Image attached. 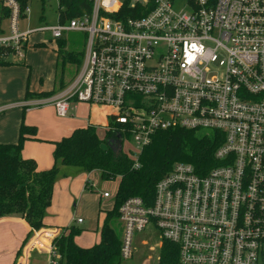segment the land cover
Returning a JSON list of instances; mask_svg holds the SVG:
<instances>
[{
    "label": "built area",
    "instance_id": "1",
    "mask_svg": "<svg viewBox=\"0 0 264 264\" xmlns=\"http://www.w3.org/2000/svg\"><path fill=\"white\" fill-rule=\"evenodd\" d=\"M84 1L70 17L59 0L56 24L23 29L28 2L0 0V60L22 57L33 33L86 32L77 78L47 101L59 116L75 102L106 108V131L119 126L107 141L133 167L156 131L222 133L205 173L176 161L149 204L136 195L120 203L121 258L152 227L177 245L179 264H264V0H180L177 9V0ZM45 235L47 264H59L58 229Z\"/></svg>",
    "mask_w": 264,
    "mask_h": 264
},
{
    "label": "trees",
    "instance_id": "2",
    "mask_svg": "<svg viewBox=\"0 0 264 264\" xmlns=\"http://www.w3.org/2000/svg\"><path fill=\"white\" fill-rule=\"evenodd\" d=\"M22 5L27 0H21ZM67 8V15L79 14L78 7L86 6L84 0H60ZM58 44L63 45L59 38ZM67 59L75 61L72 53ZM12 61L0 60V64ZM66 85L59 81L58 88L37 93L52 96ZM32 95L27 91V96ZM119 126H109L105 138L115 139ZM36 128L22 122L18 139L12 143H0V217L16 215L30 226L29 235L44 226L46 208L53 196V187L61 166L76 167L88 172L97 170L102 179L117 178L113 206L104 214L98 230V241L88 247L79 246L74 238L82 229L70 225L68 232L57 236L54 244L61 258L59 264H121L120 245L122 227L118 221L117 209L128 196L141 197L146 204L151 202L156 181L176 161L189 163L194 171L202 174L218 162L213 156L215 148L222 141V133L212 130L170 128L156 131L148 144L141 147L137 156L138 166L133 167L116 145L106 148L100 144L93 125L74 129L68 136L54 142V163L44 170L37 169L32 159L21 155L26 134L34 135ZM177 245L161 239L157 264H179Z\"/></svg>",
    "mask_w": 264,
    "mask_h": 264
},
{
    "label": "rangeland",
    "instance_id": "3",
    "mask_svg": "<svg viewBox=\"0 0 264 264\" xmlns=\"http://www.w3.org/2000/svg\"><path fill=\"white\" fill-rule=\"evenodd\" d=\"M27 2L29 12L20 18L21 28L35 29L44 25L56 24L59 0H27ZM181 5V1L177 0L174 7L177 9ZM62 39L63 45L61 46L58 44V40L53 39L48 32L33 33L28 39L29 46L27 48L33 45V50H39V53H33L34 75L41 76L47 87L51 86L52 81H55L57 85L60 80L66 82L65 86H69L77 78L83 63V54L86 51V32L81 30L66 31ZM68 53H72L76 60H68L66 57ZM85 111L86 108L80 106L77 113ZM61 122L52 121L48 124L61 126ZM97 136L104 148L117 145L112 141L109 143L102 140L100 133ZM131 146H133V142L130 138H127L122 144L123 149H130ZM61 169L54 183L56 185L54 196L45 210L44 221L60 227L58 236L68 232L66 227L77 226L82 231L75 240L81 244L89 243L97 238L104 214L113 206L117 178L102 179L97 170L84 172L76 167H69L66 169L67 173L63 175L65 168ZM79 177L78 182L76 179ZM67 179L68 184L63 187L62 182ZM85 183H87L86 188H84ZM102 192H106L108 196L103 197ZM77 217L82 218L83 223L73 221V218ZM160 244L161 239H159L157 231L152 227H146L133 235L130 256L122 259L121 264H157ZM37 259L43 262L48 257L38 255Z\"/></svg>",
    "mask_w": 264,
    "mask_h": 264
},
{
    "label": "crops",
    "instance_id": "4",
    "mask_svg": "<svg viewBox=\"0 0 264 264\" xmlns=\"http://www.w3.org/2000/svg\"><path fill=\"white\" fill-rule=\"evenodd\" d=\"M28 46L27 44L24 49V57H13L11 58L13 63L0 64V143L17 141L23 117V123L35 127L36 132L34 135L26 134L21 155L34 160L37 169L44 170L54 163V142L63 136H68L74 129L93 125L96 135L100 133L102 137L108 127L105 126L108 121V110L86 102H75L71 103L66 115L56 114L54 106L47 101L50 96L35 94L58 88L59 83L56 85L55 81H52L51 86L47 87L41 76L34 75L33 53H39V50H33V45L27 48ZM27 91L32 95L27 96ZM80 106L86 108L84 113H77ZM52 121H62L61 126H50L48 123ZM61 168H65L63 174L65 175L69 167L61 166ZM68 179L62 182L63 187L68 184ZM79 180L80 177L76 179L78 182ZM86 185L87 183L84 184V188ZM55 187L54 184L53 196ZM75 220L76 218H73V221ZM83 221L82 219L80 223ZM54 228L59 229L60 227L44 221L42 228L29 235L30 226L23 218L16 215L0 217V264H47V259L40 262L37 256L48 257L43 247L48 239L45 234ZM78 236L79 234L75 238ZM37 239L42 241L43 245L36 244L33 247V242ZM97 241L98 235L96 239L86 244L75 240L81 247H88Z\"/></svg>",
    "mask_w": 264,
    "mask_h": 264
},
{
    "label": "water",
    "instance_id": "5",
    "mask_svg": "<svg viewBox=\"0 0 264 264\" xmlns=\"http://www.w3.org/2000/svg\"><path fill=\"white\" fill-rule=\"evenodd\" d=\"M116 136H118V134L116 135ZM112 145V144H111ZM113 146V145H112ZM118 148H120V146H119V143H117V145H116Z\"/></svg>",
    "mask_w": 264,
    "mask_h": 264
}]
</instances>
